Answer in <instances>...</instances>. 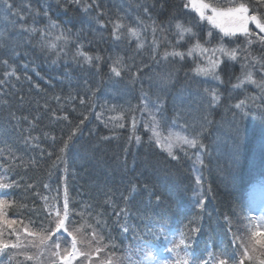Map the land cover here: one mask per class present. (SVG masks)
I'll list each match as a JSON object with an SVG mask.
<instances>
[{
    "label": "trees",
    "instance_id": "16d2710c",
    "mask_svg": "<svg viewBox=\"0 0 264 264\" xmlns=\"http://www.w3.org/2000/svg\"><path fill=\"white\" fill-rule=\"evenodd\" d=\"M183 1L99 0V3L107 13L102 19L107 20L111 17L115 20L118 15H126L123 23L134 26L136 18L140 17L150 26L152 20L144 14L143 7H140L147 5L157 24L162 23L167 27L169 22L174 23L181 19L184 14ZM14 3L17 7L30 3L33 11L48 7L51 21L65 29H71L73 33L82 30V35L87 37L83 40L85 45L88 44V40L95 41L85 50L92 55L98 54L102 57L101 61L97 62L98 66L91 68L77 66L71 61L70 56L67 60L60 58L53 63V60L57 59L55 55L46 57L38 49L27 45L18 49L21 53L18 58L10 61V64L16 67L17 75L21 79L17 81L13 77L8 84L0 87V175H7L9 180L6 182L15 181V184L11 188L0 189V195L9 202H15L13 206L5 208V214L8 219L22 222L16 225L21 229L22 239L25 236L24 225L37 231L40 230L41 224L45 228L49 227L43 198L48 197L50 203L58 204L62 208L65 187H67L71 200L70 207L73 209V215L68 222L69 230L72 231L85 224L82 235L90 237L92 230L87 224L95 225L97 220L106 222L100 234L106 237L103 243L116 246L109 251H116L117 255H123L127 247L135 248L138 235L143 234L146 240L152 239L145 234L146 225L151 226L149 221L154 222L156 227L161 224L168 225L178 234L192 217H196L194 226L200 231L188 240L189 258L198 264L200 261H208V264H212L208 254L225 250L229 257L236 259L238 264L242 249L237 247L240 241L237 240L236 244H233V240L248 235L246 218L250 217L249 213H251L248 186L258 177H264L262 175L264 117L256 107L264 102L257 98L253 104L249 99L248 107L245 109L249 111L247 116H243L239 109L234 108L240 100L253 95L259 97L255 86L250 85L236 90L232 88V84L237 82L236 77L241 73L242 60H226L219 69L224 83L214 85L218 87L222 98L219 105L208 112V120L211 123L206 126L207 131L203 137V143L208 145L210 155L203 157L204 166L199 165L198 169L199 175L203 177L202 190L205 199L201 211L196 208L197 201L192 200L195 186L192 173L193 159L175 151L180 159L173 160L167 152L148 142L149 136L143 129L142 123L138 121L136 85L135 87L120 85L110 74L109 57H112L115 50L125 52L126 39L115 41L111 37L110 23L94 38L93 30L98 25L95 21L90 24L89 18L96 15L95 11L85 14L77 7H70L64 11L57 6L55 0H14ZM153 4L156 5L155 8H151ZM22 14L28 16L27 10ZM19 23L18 17L10 16L0 3V33L18 42L26 41V35H21L18 31ZM24 23L30 26L32 17L28 16ZM47 23V20L41 19L39 26L42 27ZM100 36L105 39L101 41ZM240 43L234 44L236 46ZM70 47L74 52L75 45ZM161 49L163 47H160L159 51ZM251 51L253 55H264L258 44L254 45ZM149 63L150 61L146 64ZM24 65L27 67L25 68ZM154 68L153 72H160L162 67L158 70L157 66ZM10 70L0 66V78H3L5 71ZM146 71L141 76L145 74L149 77L153 73H145ZM186 73L183 76H186ZM183 80V77L177 75L173 79L174 83L167 86L160 95L167 102L164 108L165 116L172 115L175 118L179 110L181 115L177 122L181 125L187 124V132L191 134L200 130L199 118L205 114L204 102L200 99V93L204 89L201 87L202 85L204 87V83L195 79H185L186 81L182 82ZM85 81L88 83L85 84ZM206 87H209L207 83H205ZM156 88L157 93L158 87ZM4 92L8 95H3ZM70 96H75L76 99L69 101L67 98ZM20 97H23L22 101ZM57 97L60 98L59 103ZM80 97L85 98V104L80 103ZM109 99L112 103L122 101L118 112L122 115L121 124L124 127L109 129L100 121L99 113L103 102ZM45 104L48 105V109L44 108ZM61 106L69 114L71 126L66 121L52 119L51 110L60 109ZM234 112L237 114V121H233ZM61 114L57 111V115ZM85 116L87 119L81 125L82 135L78 134L74 138L71 147L64 154L67 169L65 170L64 163L54 165L56 156L49 157L47 153L58 150L63 143L60 138L66 137L70 127L78 124ZM133 116L137 120L135 130L132 127ZM29 121L33 124L30 125ZM237 122L243 140L234 163L233 140ZM45 133L49 135L46 137ZM29 136L38 139L26 142L25 138ZM53 136L57 138L55 143ZM136 136L141 138L139 144L136 142ZM105 137L107 139H104ZM42 150L43 155H41ZM189 151L194 158L197 149ZM10 154L18 159L15 166H10L5 171L3 166L9 162ZM32 160H35V164L30 163ZM133 184L138 186V191L130 204L131 214L126 219L121 217L117 222L111 203H117L122 207L120 194L128 195ZM45 185L49 187L45 188ZM144 185L161 197L159 203L156 202L155 197H152V202L149 203L148 193L142 190ZM109 189L116 199L106 203L108 200L106 193ZM85 206L88 210L82 218L76 213ZM99 213L103 215H98ZM29 221L35 223L29 224ZM124 225L129 227L127 233L122 231ZM54 226L53 223L51 227ZM10 231L11 229H6L4 236L14 241L15 236H9ZM66 236L67 233H64L61 239H65ZM80 246L85 247V245ZM151 246L164 248L169 245L161 237ZM22 250L32 255L37 254L35 248ZM18 251L21 250L11 249L6 254H0L2 256L0 264H39L37 261H25L23 255L13 256V253ZM45 253L41 254V258L44 259V264H49L45 259ZM167 255L174 256V254ZM10 257H12L11 261ZM252 264H258V261Z\"/></svg>",
    "mask_w": 264,
    "mask_h": 264
},
{
    "label": "snow or ice",
    "instance_id": "6c2138e0",
    "mask_svg": "<svg viewBox=\"0 0 264 264\" xmlns=\"http://www.w3.org/2000/svg\"><path fill=\"white\" fill-rule=\"evenodd\" d=\"M58 7L67 11L70 7L80 8L85 14H89L92 11L96 12L94 17L89 18V23L93 21L98 25L93 30V37L96 34L106 29L108 24L112 25L111 37L115 41H121L123 39L135 38L138 43L136 44L137 49H145L149 51V64H144L143 61L137 66L134 57H128L131 63L126 62L125 57L117 55L115 58L109 57L111 60L109 71L117 78V83L125 79L127 76V84H131L135 87L137 82H141V94H140V107L141 113H147V120H145V129L150 131L149 143L155 144V146L167 154L173 160H179L180 156L174 152V149L182 152L183 155L189 159H193V154L189 150L197 149L194 153V160L196 163L204 166V156L210 155V149L208 145L203 143V137L207 131V125L211 123L208 120V112L212 108L219 105L221 102V94L218 87H206L200 93V99L204 102L205 114L201 116L199 123V131L194 133H187L188 125L181 126L180 130L168 129L167 134H164V125L166 118L163 115L164 108L166 106V100L161 98L160 93L172 82L174 79L177 69L171 68L168 71L153 72L152 75L147 77L150 87L157 86L158 92L156 94V102L153 103L149 93L143 89V81L141 74L152 66L154 63L157 67L161 64L175 65L177 62H184L188 58H191L194 62V67L190 69L193 78H204L205 82L214 81L219 84H223L224 81L219 74L220 66L225 61H238L242 60L241 73L236 77V83L232 84L233 90L243 89L250 85L255 86L259 92V97L253 95L246 98L245 100L238 101L235 105V109H239L243 116L249 115V111L245 109L248 107V100L250 99L253 104L256 99L259 98L264 102V55H253L252 47L258 44L261 51L264 52V0H224V2H212V0H186L183 7L185 9L191 8L200 18V20H207L214 29L219 31V40L216 44H212L215 34L209 31L207 38L201 41L198 34L193 30L192 26H185L179 20L175 21L174 34L177 39L175 43L168 39L167 33L172 28L171 22L168 26H164L162 23L157 24L156 20L151 16V9L147 5H142L144 14L152 20V24L149 26L145 24L144 20L140 17L136 18L135 26L126 25L123 20L126 19V15H118L115 20L102 19L107 15L105 10L101 7L99 0H55ZM3 4L6 12L10 16L18 17L19 19V33L26 35V41H15L3 33H0V66L10 71L3 73V78H0V87L9 83L13 77L17 81L21 79L17 75V69L15 66L10 64L11 60H14L20 56L21 47L31 45L34 49H38L46 57L49 55H55L57 58L53 60L56 63L60 58L67 60L70 56L77 66L89 68L98 66L97 62L101 61L100 55H92L89 51H86V47H91L95 42L88 40V44L85 45L83 40L87 39L86 36L82 35V30L73 33L71 29H65L58 23L51 21L49 15V8L43 7L38 8L35 11L32 10L31 4L21 5L17 7L14 0H0ZM156 5H151V8H155ZM163 7V5H161ZM27 10L28 16L32 17V24L26 25L24 22L28 19V16L22 13ZM41 19L47 20L48 23L44 26H39ZM254 24L255 28L259 30V34L253 32L249 25ZM149 27L152 32L151 42L141 40V34L147 33ZM126 29V33L125 30ZM158 34L160 35L158 39ZM244 37V43L236 44L235 47L229 48L225 44V38L229 41L237 40L240 37ZM99 39L103 41L105 37L100 36ZM194 40L193 43L187 48L186 51L178 50L181 47V42H188ZM75 45V51L72 52L70 45ZM167 45L172 50H165L162 53L159 51L160 47ZM208 45H211L210 47ZM27 55V53H24ZM178 58V59H177ZM26 68L27 65H24ZM188 75V73H186ZM259 77V78H258ZM27 78V77H26ZM30 79V78H27ZM88 82L85 81V84ZM14 87V86H13ZM3 95H8L4 92ZM21 101L23 97H20ZM58 103L60 98H56ZM69 101L76 99L75 96L67 98ZM89 99H91L89 97ZM80 103L83 105L86 103L84 97H80ZM259 113L264 117V103L256 105ZM45 109H48V105H44ZM75 109L73 108V111ZM135 111V109H131ZM57 111L62 114L57 115ZM180 111L177 110L176 118H180ZM51 116L54 121H66L69 126L72 125L69 114L63 110V106L60 109L51 110ZM99 118V114H98ZM26 119V118H25ZM84 119L80 120L78 124L70 127V131L67 136H62L60 139L63 141L62 145L55 152H48L49 157L55 155L56 159L53 162L54 165L60 163L65 164V170L67 169V163L64 159L66 150L69 149L74 142V138L78 134L82 135L81 125L84 124ZM233 121H237V114L233 113ZM32 125L33 122L29 121ZM137 120L133 116L132 127L135 130ZM107 126V125H106ZM124 127L123 124L119 125ZM196 125L194 124L193 127ZM63 131V130H62ZM235 137L233 140L234 163L238 158L239 145L243 140L239 124L237 122L234 128ZM49 133H45L47 137ZM38 139V137H26V142ZM55 143L56 137H52ZM104 139H107L106 137ZM137 144L141 142L139 136L135 137ZM131 140V137H129ZM127 152V148L125 149ZM43 150L41 155H43ZM17 157L14 155L9 156L8 163L4 164V170L7 171L10 166H15ZM23 163V162H21ZM30 163L35 164V160ZM27 166V165H25ZM264 167V165H262ZM195 170V166H194ZM264 175V173H262ZM202 179L203 177L198 175L196 177V184L200 187V191L194 192V198L197 199L196 208L203 210L205 204L204 192L202 190ZM9 180L7 175H0V189L11 188L15 181L7 183ZM32 187V185H29ZM45 185V188H48ZM143 191L148 193L149 203L152 202V197H155L157 203L161 201V197L156 194L154 190L148 188L147 185L143 186ZM138 191V186L133 184L131 191L128 195L120 194V199L123 201L121 207L117 203H111L114 214L117 218V222L121 217L125 219L131 214L130 204L134 194ZM211 191V189H209ZM108 200L106 203L112 202L116 199L114 194L109 189ZM44 207L47 211V223L49 227L45 228L43 224L40 226V230H31L28 225L23 226V233L25 234L22 239L21 229L16 227L18 222L14 219H8L5 214V208L11 207L15 202H9L0 195V254H6L11 249L21 250L13 253V256L23 255L25 261H37L39 264H44L41 259V254L47 253V261L49 264H195L194 260L188 259V240L189 238L198 233L200 229L196 226V217H192L188 223L179 230L178 234L175 230H171L168 225L161 224L159 227L155 226V223L149 221L151 226L146 225L145 234L152 237L151 240L144 239V235L137 236V244L135 248L127 247L123 255H117L116 251H109L110 248L115 249L116 246L110 243H103L106 239L105 236L100 233L106 226V222L96 221V224H87L90 228V237L83 236V230L85 224H81L79 228H75L70 231L68 222L73 215V209L70 207L71 200L67 193V187H65V196L62 208L58 204H52L48 197H44ZM118 209V210H117ZM88 208L85 206L76 214L84 217L85 211ZM251 211V209H250ZM98 215H103L99 213ZM227 220V217L225 218ZM246 219L249 220L248 224V235L247 237H236L233 240V244L239 240L240 243L237 245L238 248L242 249L238 264H252L254 261H258V264H264V204L261 205V215L259 217L251 215ZM35 223L29 221V224ZM54 227H51L52 224ZM85 223H87L85 221ZM11 229L9 236H15V240L6 239L4 236L5 230ZM62 230V231H61ZM122 231L127 233L129 227L122 226ZM63 233H67L68 237H71L70 247H62L60 237ZM80 236V238H78ZM163 237L164 241L169 245L164 248H155L151 245L155 241ZM31 238V239H28ZM25 240L27 241L25 243ZM53 240L55 243H53ZM80 245H85L81 247ZM37 249V254L32 255L28 251L22 250L27 248ZM184 252L185 255L181 256L180 253ZM174 254L172 255H165ZM106 254V255H105ZM139 257V259H134ZM2 259V256H0ZM12 257H10L11 261ZM208 259L212 261V264H237L234 257H229L225 250H221L218 253L210 252ZM199 264H208V261H200Z\"/></svg>",
    "mask_w": 264,
    "mask_h": 264
},
{
    "label": "rangeland",
    "instance_id": "374dc122",
    "mask_svg": "<svg viewBox=\"0 0 264 264\" xmlns=\"http://www.w3.org/2000/svg\"><path fill=\"white\" fill-rule=\"evenodd\" d=\"M222 1L223 0H219V2H222ZM183 2L185 3L186 0H184ZM212 2H217V1L216 0H212ZM183 13L184 14L182 15V17H181V19L179 21L181 23H183L185 26H192L193 30L198 34V37L201 39V41H203L204 39L207 38V35H208L209 31H212L215 34V38L213 39L212 44L214 45V44L217 43V41L219 40V31H218V29H214L212 27V25H210L207 22V20H203V21L200 20L199 16L191 8H188V9L184 8ZM171 24H172V28L168 31L167 36H168L169 40H171L173 43H175V41L177 39L176 35L174 34V31H175L174 30V24H175V22L171 23ZM249 28H250V26H249ZM125 33H126V31H125ZM160 35H162V34H158V39H159ZM141 40H145L147 42H151V40H152V32H151V28L150 27H149L147 33H143L142 32ZM126 41H127V43L125 44V52H121L120 50H115L112 53V57L113 58H115L117 55L123 56V57H125L126 62L131 63L132 61L128 60L127 58L128 57H134L137 66H139L141 61H143L144 64H146L148 61H150L149 60L150 53L147 50V47L145 49H137L136 48V44L138 43V41L135 38L126 39ZM193 42H194V40H190L188 42H183L182 41L181 42V47L178 50L186 51L187 48L190 46V44L193 43ZM236 42H241L240 44L243 45L244 37L241 36L239 39L232 40V41H229L228 38H225V44L229 48L235 47L234 43H236ZM208 46L210 47L211 45H208ZM162 47H163V49L160 50L161 53L163 51H165V50H169V51L172 50L167 45L162 46ZM154 67H156V65L153 63L152 67L148 68L145 73H149V72L152 73L153 70L155 69ZM192 67H194V62H193V60L191 58H188L186 61L177 62L175 65H172V64H168V65L161 64L156 69L158 70V69L161 68L160 71H168L171 68H175V69H177L175 77L177 75H180L181 77L184 78V80L185 79H187V80H189V79L200 80V81H202L204 83V87H203V85L201 87L202 89L205 88V83H207L209 85V87H214V85H219L218 82H214V81H210V80L208 82H205L204 78H193L192 74L190 72V69ZM185 72H187L188 75L183 76V74ZM142 80L147 81V83H143V88H145V91H147L149 93V96H150L152 102L155 103L156 102V94H157L156 93V91H157L156 86L150 87L149 81H148L147 76L145 74L142 76ZM177 80H179V79H177ZM184 80L182 82H184ZM116 81H117V78H116ZM126 81H127V76H125V79L121 80L119 83H120V85H126V86H130L131 87V84H127ZM172 83H174L173 80H172V82L170 84H172ZM170 84H168V86ZM136 91L138 92L137 101H138V105H139V106L136 105L137 108H138L137 109V111H138L137 115L139 117L138 121H140L142 123L143 129L146 131L148 136H150L151 135L150 131L145 129V120H147V113H143L142 114L141 111L139 110L140 107H142V105L140 104L141 82H137L136 83ZM187 91H188V89H187ZM162 99H164V98H162ZM121 102L122 101H118L117 103H115V102L112 103V100H110V99L109 100H105L103 102L101 111L99 113L100 114V121L102 123H104L105 126L107 125V127L109 129H117L118 127H120L119 125H121V120H122L121 117H122V115L119 114V112H118V108H119ZM163 115L166 118V123L164 125V134L165 135L167 134V130L168 129H172V130H177L178 131V130H180L181 126H183V125H181L180 123L177 122V118L176 117H175L176 118L175 119L172 115L171 116H168V115L165 116V110L163 112ZM175 151H178V150L174 149V152ZM194 166H195V170H194ZM198 169H199V164L196 163L194 158H193V161H192V173H193V176L195 178L194 192H197V191L201 190L200 187L197 186V184H196V177L199 175ZM248 195H249V203H250V207H251V211H250L251 213H249V216L255 215V216L258 217L260 212H261V205L264 204V177L263 176L258 177L257 180H255V182L252 183V185L250 186V188L248 190ZM192 200L194 202L197 201V199L194 198V193H193ZM248 224H249V220H248L247 225ZM61 238L62 237H60V241H61L62 247H70L71 237L66 236V238L63 239V240ZM53 243H55L54 240H53ZM45 255L47 257V253H45ZM165 255H167V254L165 253ZM180 255L184 256L185 253L181 252ZM41 259L44 261L43 258H41ZM134 259H139V257H134ZM188 259L192 260L191 258H189V255H188ZM73 264H75V262H73ZM195 264H198V263L195 262Z\"/></svg>",
    "mask_w": 264,
    "mask_h": 264
},
{
    "label": "water",
    "instance_id": "95a60500",
    "mask_svg": "<svg viewBox=\"0 0 264 264\" xmlns=\"http://www.w3.org/2000/svg\"><path fill=\"white\" fill-rule=\"evenodd\" d=\"M251 26L253 27V29L255 30V32H257L259 34V30L255 28L254 24H251Z\"/></svg>",
    "mask_w": 264,
    "mask_h": 264
}]
</instances>
